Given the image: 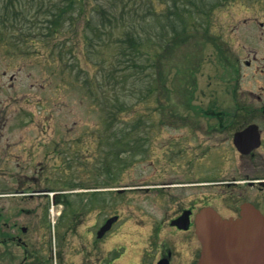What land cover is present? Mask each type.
Instances as JSON below:
<instances>
[{"label": "rangeland", "instance_id": "1", "mask_svg": "<svg viewBox=\"0 0 264 264\" xmlns=\"http://www.w3.org/2000/svg\"><path fill=\"white\" fill-rule=\"evenodd\" d=\"M87 1L75 27L66 18L64 30L54 34L48 26L56 12L63 7L69 18L78 7L71 11L67 0H0V126L9 131L5 141L19 143L20 148L39 142L67 148L57 158L37 156L34 164L40 160L46 170L58 177L68 175L85 188L111 185L115 164L111 157L116 151L114 183L140 188L117 193L114 199L103 191L102 206L107 211L115 206L120 212H132L133 221H138L146 218L144 210L159 206V196L142 188L161 181L159 170L155 173L150 165L162 163L163 158L155 137L180 134L175 126L160 128L156 111L232 110L242 98L249 102L256 94L264 96V0H176L175 12L184 15L189 10L193 20L189 35L167 53L159 44L168 40L170 20L165 16L172 0H155L151 7L159 16L145 18L150 0H111L116 9L112 23L95 10L103 0ZM154 33L156 39L149 41L147 37ZM211 34L224 43L228 52L223 58L228 57L232 66L221 63V51L209 40ZM131 35L142 37L144 54L136 49V63L124 54ZM160 77L168 94L160 87ZM39 127L48 129L42 133ZM125 131L129 138L124 141L133 148L131 166L124 165L130 148L121 142ZM151 139L156 141L150 155L135 146L147 147ZM25 158H18L20 168L15 162L12 165L18 173L29 170ZM18 176L8 188L28 187L29 182ZM64 182L53 187L62 190L69 185ZM90 196L85 193L86 204L93 202ZM19 198L10 196L4 203L10 222L17 208L26 204ZM45 201L53 205L51 198H34L29 205H45Z\"/></svg>", "mask_w": 264, "mask_h": 264}, {"label": "flooded vegetation", "instance_id": "2", "mask_svg": "<svg viewBox=\"0 0 264 264\" xmlns=\"http://www.w3.org/2000/svg\"><path fill=\"white\" fill-rule=\"evenodd\" d=\"M254 96L259 105L242 98L232 110L155 112L160 128L175 126L180 134L152 135L159 140L163 158L162 163L153 161L150 165L155 173L159 170L161 181L142 188L159 196V206L144 210L146 218L138 221H133L132 212H120L115 206L107 211L102 206L103 191L114 199L117 193L140 188L114 183L116 151L111 157L115 163L110 171L111 185L107 189L85 188L68 175L58 177L51 169L46 170L40 160L34 164L37 156L57 158L67 148L47 142L20 148L19 143L5 141L9 131L0 126L1 264H198L202 244L197 215L203 208H212L226 218L238 217L244 204L264 213V96ZM202 120L205 125H200ZM251 124L257 127L241 134ZM39 128L42 133L48 129ZM123 133L121 142L129 138L128 131ZM155 141L151 139L147 147L143 143L135 146L150 155L155 151ZM125 144L130 148L124 165H134L133 148L129 142ZM22 155L30 167L21 174L12 165L15 162L19 167ZM18 175L29 182L28 187L17 184L8 188L10 180H19ZM64 180L69 185L62 190L53 187ZM87 192L93 201L89 204L84 201ZM16 195L26 204L17 208L10 222L4 203ZM34 198H51L53 205L46 201L45 205H29ZM58 203L63 206L56 207Z\"/></svg>", "mask_w": 264, "mask_h": 264}, {"label": "water", "instance_id": "3", "mask_svg": "<svg viewBox=\"0 0 264 264\" xmlns=\"http://www.w3.org/2000/svg\"><path fill=\"white\" fill-rule=\"evenodd\" d=\"M198 232L204 248L199 264H264V215L251 205L229 219L204 210Z\"/></svg>", "mask_w": 264, "mask_h": 264}, {"label": "trees", "instance_id": "4", "mask_svg": "<svg viewBox=\"0 0 264 264\" xmlns=\"http://www.w3.org/2000/svg\"><path fill=\"white\" fill-rule=\"evenodd\" d=\"M68 1V5L70 6L71 8V11H73L72 9H76V7H78V11H77V14H73V13H69V18L68 16H66V10L61 7L55 14L54 16V19L52 20L51 24L48 26V29L49 31L53 32L54 34L55 33H58L59 31H62L64 30V25H65V21H66V18L67 20H70L73 27H75V21L77 19H79V16L82 13V11L84 10V8L86 7V5L88 4V1L87 0H67ZM106 1L108 2V5L106 4ZM129 1H132V0H129ZM155 0H150V3L148 4V7H147V10H146V15H144V18L146 16H159V11L157 9H152V4L154 3ZM149 0H147L146 3H148ZM164 2V1H162ZM134 4L136 5V2H134ZM178 5H179V2H177L176 0H172V3H170V7H169V11H168V14L165 16V18L169 19L170 22H169V26L170 27H166V32H167V35L168 36V40L167 42H165L164 44H159L160 47L163 48V51L164 53H167V50H171L172 48H175L177 46V44H179V41H181V39H183L182 37L185 36V35H189V33H187V31H189V24L192 23V18H190L188 15H190L191 11L189 10H185L183 13L184 15H182V13L180 11L178 12H175V9L178 8ZM115 5L111 2V0H103L101 2V5L100 3L97 4V6H95V10L99 13L102 14V17L107 19L110 23L113 22L114 19H116V16H115ZM132 7V5H131ZM184 8V7H183ZM94 10V11H95ZM65 14V15H64ZM195 14V12L193 11L192 12V15ZM75 15V16H74ZM173 15H176V18L173 16ZM177 17H181L179 19V24H178V20H177ZM104 20V19H103ZM200 21H202V19H199ZM197 21V19H196ZM87 22L90 24L91 23V19L87 18ZM105 23V22H104ZM204 23V22H202ZM196 22L193 23V25H195ZM197 25H202L201 23L200 24H197ZM209 26V24H207ZM180 26V27H179ZM202 27V26H201ZM165 28L161 29L162 31H164ZM208 29V27H207ZM97 30V29H96ZM98 32V31H96ZM181 33V34H180ZM164 34V33H163ZM157 37V33L155 35H151V36H148L147 38L149 39V41H154ZM131 41H129V45H128V52L125 51L124 54L126 56H130V61H133L134 63H136V57H134L136 55V49H138V51L142 52V54H144V50L141 48L143 47L142 43L140 45L139 43V39H142L141 38H134L132 35H131ZM165 38V37H163ZM214 42H216L214 40ZM133 45V46H131ZM130 46H131V50L130 49ZM164 53H163V56H164ZM159 54V53H158ZM160 87L163 88V90H165L164 92H166V94H168V90L165 88L166 85L163 83V79L160 77Z\"/></svg>", "mask_w": 264, "mask_h": 264}]
</instances>
